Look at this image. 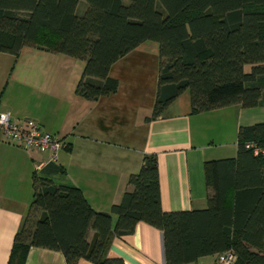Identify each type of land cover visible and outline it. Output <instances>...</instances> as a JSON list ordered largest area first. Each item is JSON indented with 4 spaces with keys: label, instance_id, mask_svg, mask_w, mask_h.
<instances>
[{
    "label": "trees",
    "instance_id": "obj_1",
    "mask_svg": "<svg viewBox=\"0 0 264 264\" xmlns=\"http://www.w3.org/2000/svg\"><path fill=\"white\" fill-rule=\"evenodd\" d=\"M78 1L0 0V50L16 56L33 45L83 59L75 92L96 99L117 88L111 64L150 39L158 43L159 69L146 119L185 88L193 111L260 102V87L249 83L264 75V0H86L77 12ZM236 140L235 155L204 161L209 192L201 208L161 207L152 152L109 210L93 208L80 187L33 172L32 198L7 264H23L29 246L60 250L66 264H125L107 254L108 246L139 220L162 230L166 264L225 249L236 254L234 264H264V121L240 125ZM249 141L262 150L254 153Z\"/></svg>",
    "mask_w": 264,
    "mask_h": 264
},
{
    "label": "crops",
    "instance_id": "obj_2",
    "mask_svg": "<svg viewBox=\"0 0 264 264\" xmlns=\"http://www.w3.org/2000/svg\"><path fill=\"white\" fill-rule=\"evenodd\" d=\"M84 63L33 45L21 46L16 56L0 50V111L35 119L64 142L57 159L50 160L47 152L15 145L0 134V264H7L15 232L28 211L33 172L76 185L93 208L109 210L120 201L128 175L152 152L161 207L201 208L209 192L204 161L235 155L238 127L264 121V75L249 83L260 87L256 105L231 103L193 111L185 88L161 114L146 119L157 89V41L144 40L116 59L109 74L117 79V88L96 99L75 92ZM107 254L121 256L125 264H166L162 230L139 220L130 233L112 237ZM215 257L207 254L180 264H213ZM23 264L66 262L60 250L29 246ZM77 264L91 263L80 258Z\"/></svg>",
    "mask_w": 264,
    "mask_h": 264
},
{
    "label": "built area",
    "instance_id": "obj_3",
    "mask_svg": "<svg viewBox=\"0 0 264 264\" xmlns=\"http://www.w3.org/2000/svg\"><path fill=\"white\" fill-rule=\"evenodd\" d=\"M0 134L15 145L47 152L50 160L57 159L58 151L64 145L61 136L45 130L37 120L12 118L7 111H0ZM246 146H251L254 153L262 150L251 141ZM235 260L236 254L232 249H225L217 253L213 264H234Z\"/></svg>",
    "mask_w": 264,
    "mask_h": 264
},
{
    "label": "rangeland",
    "instance_id": "obj_4",
    "mask_svg": "<svg viewBox=\"0 0 264 264\" xmlns=\"http://www.w3.org/2000/svg\"><path fill=\"white\" fill-rule=\"evenodd\" d=\"M124 3H128L129 0H123ZM84 6H86V0H79L78 4H77V8L76 11L79 12L82 8H84ZM91 235V231L89 233V236Z\"/></svg>",
    "mask_w": 264,
    "mask_h": 264
}]
</instances>
